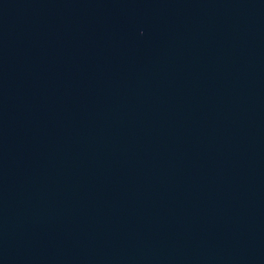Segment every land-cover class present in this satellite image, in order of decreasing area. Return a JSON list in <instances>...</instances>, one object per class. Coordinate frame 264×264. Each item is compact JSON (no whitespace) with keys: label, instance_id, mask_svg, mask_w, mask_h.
<instances>
[{"label":"water","instance_id":"95a60500","mask_svg":"<svg viewBox=\"0 0 264 264\" xmlns=\"http://www.w3.org/2000/svg\"><path fill=\"white\" fill-rule=\"evenodd\" d=\"M0 264H264V0H0Z\"/></svg>","mask_w":264,"mask_h":264}]
</instances>
